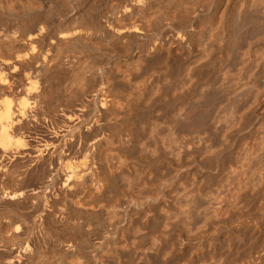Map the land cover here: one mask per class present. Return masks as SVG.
Here are the masks:
<instances>
[{
  "label": "bare ground",
  "instance_id": "obj_1",
  "mask_svg": "<svg viewBox=\"0 0 264 264\" xmlns=\"http://www.w3.org/2000/svg\"><path fill=\"white\" fill-rule=\"evenodd\" d=\"M5 7L31 11L28 39L54 31L58 63L82 55L67 51L74 39L93 47L84 78L57 82L58 141L79 128L63 160L57 264H173L197 246L198 264H264V0ZM18 32L0 22V39ZM1 104L7 149L12 110Z\"/></svg>",
  "mask_w": 264,
  "mask_h": 264
},
{
  "label": "rangeland",
  "instance_id": "obj_2",
  "mask_svg": "<svg viewBox=\"0 0 264 264\" xmlns=\"http://www.w3.org/2000/svg\"><path fill=\"white\" fill-rule=\"evenodd\" d=\"M12 11L10 7L0 9L2 27H18L19 31L12 38L0 39L1 53L6 57L0 58V106L8 102L12 110L9 146L5 149L0 145V264H57L59 257L65 256L66 249L65 239L58 238L61 226L58 214L55 215L68 197V188L62 183L66 175L63 160L68 154L70 136L79 133L78 128L60 142L57 139L62 128L66 129L57 116L60 113L57 82L63 78L67 85L72 77L73 80L84 78L88 54L93 47L89 41L81 43L74 39L75 43H71L67 51L82 55L76 60L65 58L58 63L54 31L42 39H28L23 16L32 14L31 11L26 10L23 16ZM71 12L74 15L68 21L70 25L77 11ZM39 49L41 56L33 58ZM18 55L23 57L20 62H16ZM10 56L14 59H9ZM42 56L46 59L42 60ZM102 75L104 78L103 71L100 78ZM167 243L170 245L171 240ZM244 244V247L248 245ZM204 253L205 249L198 246L189 251L182 249L181 256L173 264H198Z\"/></svg>",
  "mask_w": 264,
  "mask_h": 264
}]
</instances>
